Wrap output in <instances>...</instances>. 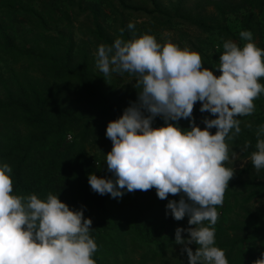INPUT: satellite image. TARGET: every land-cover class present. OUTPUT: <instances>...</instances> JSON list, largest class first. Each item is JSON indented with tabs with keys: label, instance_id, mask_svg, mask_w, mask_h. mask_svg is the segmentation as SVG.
Listing matches in <instances>:
<instances>
[{
	"label": "trees",
	"instance_id": "1",
	"mask_svg": "<svg viewBox=\"0 0 264 264\" xmlns=\"http://www.w3.org/2000/svg\"><path fill=\"white\" fill-rule=\"evenodd\" d=\"M150 1L153 8L129 0H0V164L12 168L13 194L35 193L46 200L51 192L70 208H83L84 216L92 220L90 235L98 246L93 254L96 264H107L108 257L123 260L128 256L125 232L146 244H163L175 241L177 227L192 226L187 215L177 221L170 212L166 214L168 201L178 195L174 199L169 194L162 200L155 188L125 189L127 197L121 202L119 197L92 190L90 174L106 178L113 174L105 158L92 153L91 144L108 141L112 145L106 136L107 124L137 102L140 89L128 88V103L122 104L115 95L116 82L96 69L91 46L111 45L121 37L122 28L126 41L144 33L155 36L170 28L175 17L205 30H218L221 37L236 34L224 23L228 15L225 2L211 1L222 15V22H213L201 12L195 16L184 12L181 0L173 9ZM239 7L244 11L243 29L264 38V23L259 19L264 14V0H239ZM139 10L148 18L133 22L130 16ZM18 18L24 21L23 32L15 30ZM129 22L135 24L134 30L128 29ZM224 41H219L222 52ZM195 51L204 67L220 74V51L215 44L210 48L196 45ZM185 120L189 119L173 123L183 129ZM164 123L157 115L152 126ZM257 123L262 125L264 116ZM248 134L251 139L246 154L252 153L257 143L251 127ZM252 168L250 162L243 171ZM242 185L241 210L236 218L229 216L228 203L221 210L216 206L215 245L225 251L229 264H253L264 254V207L254 205V200L264 197V177ZM188 235L182 232L183 237Z\"/></svg>",
	"mask_w": 264,
	"mask_h": 264
},
{
	"label": "clouds",
	"instance_id": "2",
	"mask_svg": "<svg viewBox=\"0 0 264 264\" xmlns=\"http://www.w3.org/2000/svg\"><path fill=\"white\" fill-rule=\"evenodd\" d=\"M128 29L134 30L135 24L129 22ZM120 33L111 45L98 46L96 66L104 77L114 73L136 77L138 100L107 124L112 148L105 160L112 178L90 174L89 184L98 194L113 198L122 197L125 189L155 188L162 200L180 195L178 201H168L166 214L177 221L189 218L192 227L175 230V242L183 246L188 264H229L225 251L215 245L214 227L216 206H222L234 176V168L226 166L230 160L226 140L239 135L237 117L252 115L254 100L264 93L259 82L264 77V49L253 41L251 31H241L243 46L231 39L223 42L216 75L189 47L170 40L161 44L149 33L126 41L123 28ZM197 102L202 113L214 117L204 118V128L193 117ZM157 115L165 123L153 127ZM180 119H190L191 127L173 123ZM256 136L251 162L259 172L264 169V125ZM11 172L7 163L0 164V264H96L92 220L84 216L83 208L72 209L51 192L46 200L35 193L13 194ZM253 264H264V254Z\"/></svg>",
	"mask_w": 264,
	"mask_h": 264
},
{
	"label": "rangeland",
	"instance_id": "3",
	"mask_svg": "<svg viewBox=\"0 0 264 264\" xmlns=\"http://www.w3.org/2000/svg\"><path fill=\"white\" fill-rule=\"evenodd\" d=\"M132 3H136L144 6L145 8H153L150 0H129ZM163 7L173 9L180 0H157ZM183 4L182 10L191 16H195L198 12L205 14L206 17L211 19L213 22H222V15L217 11L216 7L211 4V1L214 0H181ZM221 2H225V12L228 14L227 19L224 23L229 24V27L232 30H235L236 34L234 35H222L218 33V30L212 29L205 30L202 27L196 25L190 20H183L175 17L174 23L170 26V28L162 30L159 34L155 35L157 41L161 44L172 41L179 46L189 47L190 49L195 51L196 45H203L204 47L210 48L212 44H215V49L219 52L218 56V64L220 63L219 57L222 53V49L220 48V40H233L238 45L243 46L245 41L241 40L239 33L243 31L242 20H243V9L239 7V0H218ZM229 16V17H228ZM259 19L264 23V14L260 15ZM148 18L145 11L139 10L135 11L130 19L135 22H142ZM19 20L15 22V30L18 32L25 31L24 21ZM253 41L256 45L262 49H264V38L258 33L253 35ZM93 53L97 51V45L91 46ZM96 58V57H95ZM96 66V62H95ZM96 69H99L96 66ZM7 74V73H6ZM110 80L113 79L116 82V92L115 95L119 96L120 102L122 104L128 103V95L126 94V90L128 88H133L136 90V77L129 75V73L120 74H112L109 76ZM262 85H264V77L260 78L259 81ZM139 89V88H137ZM0 94H3L2 86L0 85ZM123 96V99L122 97ZM255 111L252 115L240 116L237 117L240 121L241 132L239 133V141H236L235 138L233 140H226V143L229 144L230 147V160L226 162L227 167L234 168V176L229 181V185L231 186L230 192L226 193L222 206H225V203H228L229 206V216L236 218L240 213L241 207V193L244 190L242 182L254 179L257 176L264 177V169H261L259 172L255 171L254 168L246 171H243L246 166L251 162V153L246 154V150L249 148H245L246 143L250 142V135L248 134L249 126L253 129V132L256 134L259 125L257 122L259 118L264 116V93H262L256 100H254ZM201 103L197 102L194 105L193 117L197 116L195 122L201 128L205 127L204 118H214L212 114L209 112H201L200 111ZM197 112V113H196ZM190 120V119H189ZM189 120H185L183 125V129H189L190 123ZM264 125V123H262ZM71 139V137H67ZM261 138H264L262 136ZM256 147V145H255ZM112 145L108 141H104V143H96L91 144L92 153H97L100 157L106 159V154L111 150ZM257 149L255 148L254 151ZM253 151V152H254ZM106 161V160H105ZM98 166V162H97ZM126 193L123 194L122 197H119V201L123 202L126 200ZM175 200L180 199V195L176 196ZM254 205L264 207V197L254 200ZM220 206V210L222 209ZM126 243V252L128 250V256H125V259L121 258H110L108 257L107 264H188V257L186 252H182V245L177 244L175 241L165 242L163 244H146L137 239L134 235H130L127 232L123 234ZM190 247L195 250L197 247L195 244L190 245Z\"/></svg>",
	"mask_w": 264,
	"mask_h": 264
},
{
	"label": "built area",
	"instance_id": "4",
	"mask_svg": "<svg viewBox=\"0 0 264 264\" xmlns=\"http://www.w3.org/2000/svg\"><path fill=\"white\" fill-rule=\"evenodd\" d=\"M190 126H191V124H190ZM69 137H71V136L69 135Z\"/></svg>",
	"mask_w": 264,
	"mask_h": 264
}]
</instances>
